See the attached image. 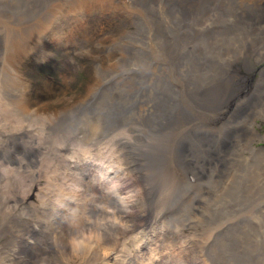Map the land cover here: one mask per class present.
I'll use <instances>...</instances> for the list:
<instances>
[{"label": "bare ground", "instance_id": "1", "mask_svg": "<svg viewBox=\"0 0 264 264\" xmlns=\"http://www.w3.org/2000/svg\"><path fill=\"white\" fill-rule=\"evenodd\" d=\"M116 1L122 5L123 3L127 5L130 2V0ZM134 1L152 6L151 11L156 7L155 0ZM186 1L192 2V0H169L163 9L165 17L170 7L173 10L172 13L185 14L190 9V5ZM98 2L109 7L111 2L114 5L115 0H83L68 5L72 9L81 10L84 6L98 5ZM174 2L179 3L178 8L173 6ZM234 4L235 6L243 4L240 7L241 11L244 5H249L246 7L247 10H263L264 14V0H234ZM64 6H58L57 8H61L59 12L61 14L52 13L53 15L46 23L42 22V30H38L37 26L24 25L16 12L8 13L4 9V3L0 0V217L8 213L11 216H16L22 207L28 206L34 211V217L23 212L20 219L24 225H27L31 220L30 223L35 228V233L30 241L18 237V231L14 227H10L11 230L8 231L0 230V264H107V262L111 264H178V259L184 261L183 264L206 262L205 253L207 252L204 253V250L209 246L210 241L200 239L198 226L212 217L215 223L203 225L216 230L214 226L217 220L211 211L215 210V207L212 208L210 200L213 198L215 187L220 182L221 176L215 177L222 174L225 165L224 159L228 152L232 155L230 151L234 145L238 149H242L239 144L245 139L244 127L253 121L249 112L250 105L247 111L245 110L249 97L246 92H243V86L247 81H251L253 85L262 81L261 75H259L261 71L257 73L256 65L258 63L251 61L249 64H245V59L242 58V62L237 66V78L232 79L221 94L205 97L203 90L205 86L208 89L211 87L210 73L213 70L203 66V63L197 60L198 55L195 52L192 53L187 48H175L166 36L164 37L165 34L160 33V39L157 42L159 52H161L159 54L163 57L162 61L167 58L185 64L183 66L186 68L185 75L196 80L194 86L188 89L184 100H178L179 97L175 90H170L169 86L160 89L158 94L141 90L133 97L135 103L142 110L140 112L142 115L137 117L124 118L119 115V120L115 123L111 121L113 119L110 117V120L98 122L101 125H94L95 123H90V120L74 125L61 116L63 119L60 118V121L54 124L56 122L55 115L51 114L46 119L26 107L30 101L26 99L23 82L13 64L5 59V55L19 58L20 55L24 56L28 53V42L42 41L43 33L50 26L59 19L67 17L68 12L64 11L66 8ZM81 6L83 7L81 8ZM231 7L234 8V5ZM228 15L235 19L236 25L244 20H240L241 18L239 19L232 13H228ZM228 15L224 16L229 18ZM10 17L16 21L12 29L4 25L7 22L6 18ZM120 18L122 19V17ZM174 21L179 25L178 37H187L193 42L204 37L197 43L198 47L213 31L203 34L201 30H197L198 28L188 29L191 27V23L186 18L176 17ZM263 21L264 19H262ZM230 22L232 21L230 20ZM246 22L245 24H247ZM141 23L139 24L141 25ZM142 25L144 26V24ZM140 28L136 33L137 36L144 32ZM245 29L247 30L246 27ZM126 30V28L122 29L115 34L120 40L118 39V42L113 46L106 47V44L105 46L102 44L103 49L106 48L104 52L107 54L105 55L111 56L110 59L117 61L120 58L124 59L125 55L132 54V50L124 42V39L128 40L129 36H125L127 35ZM241 30L243 31V29ZM216 31L212 33V41H219V38L227 36L224 34L223 37L224 31ZM137 36L135 35V37ZM238 37L240 39V36ZM242 38L244 37L242 36ZM230 40L234 41L232 38ZM212 45L210 48L214 50L219 48L217 44L212 43ZM228 51V46L222 43L220 55L225 56L224 54ZM245 51H243L244 55H250ZM115 61L114 64H116ZM226 65L228 64L226 63ZM233 67L234 65L228 72L222 71L223 74L220 76L230 75ZM97 68L99 71L95 72L96 75L103 78L108 77L110 72L101 69L98 65ZM254 73H257L256 79H254L256 77H254ZM242 82L243 84H241ZM132 83L126 82L120 87H112L108 91L106 89L99 100L107 99V106H110L108 110H115L120 114L128 97L127 88ZM9 84L14 86L10 92L3 86ZM144 84L147 86L146 83ZM137 88L140 86L137 85ZM262 90L260 97L258 95L261 101L256 104L262 107L258 118L262 117V114L264 115V88ZM240 95H244V99L238 101ZM12 100L15 102L13 103ZM85 100L84 103L97 101L96 98L91 97V94L87 95ZM80 101L81 99L78 103ZM100 101H98V105L101 104ZM82 103L77 107L66 108L71 109L66 115L81 110ZM100 118L102 120V117ZM137 118L144 119L153 126V128L147 129V134L151 136L148 144L135 145L139 129L134 128V131L133 126L128 122L132 123ZM223 118L224 123L229 124L227 126L229 128L223 129V127L221 130L219 128L223 123L221 121ZM202 124L215 125L214 130L209 126V128L207 126L203 128ZM146 125L148 124L146 123ZM199 127H202L203 130L201 131ZM250 135L252 141L264 139V134H258L253 129H251ZM143 136L147 138L146 134ZM18 139L22 154L10 157L9 147L17 148ZM10 140L12 146L9 144ZM43 162L46 168L41 174L40 165ZM185 162L191 165V169L197 175L205 177L203 184L205 188L200 189L201 191L195 189L197 192L194 191L193 195L188 196V199L184 201V205H182L184 209L181 214H184L185 218L179 220L175 216L176 220H169V218L167 222H164L166 224L163 222L154 224V220H159L165 214L164 208H159L160 205L151 211L156 199L155 194H157L158 200L162 198L161 203L168 197L171 201L179 198L178 194H183L181 191H183L184 179L181 177L183 175H181L183 169L181 165ZM27 177L32 178L31 183H26ZM43 178L45 184L39 189ZM245 186L246 184L237 183L227 197H230L234 192H242L240 190ZM33 189L37 191L34 195V202L31 201ZM109 197L115 198L117 204L114 206H108L106 203L99 205ZM181 200L179 198L176 203L178 204ZM95 202H98V205ZM91 204L92 206H89ZM119 206L126 207L124 214H118L122 210ZM172 206L171 204V209L174 207ZM92 208L110 213L106 215L97 213L92 216L90 214ZM223 228L222 224L218 225V229ZM102 232L111 235L107 245L104 244L105 239L102 237ZM4 234L12 235V238H4Z\"/></svg>", "mask_w": 264, "mask_h": 264}, {"label": "rangeland", "instance_id": "2", "mask_svg": "<svg viewBox=\"0 0 264 264\" xmlns=\"http://www.w3.org/2000/svg\"><path fill=\"white\" fill-rule=\"evenodd\" d=\"M1 1L4 3V9H6L8 13H12L13 11L16 12L24 25H32L31 27L37 26L38 30H42L43 23H46L48 19L51 18L53 15L52 13L61 14L59 13L61 8H57L58 6H64V4H66V6H64L66 7L64 11L68 12V18L64 17L59 19L56 23L50 26L43 33L42 41L28 42V53L24 54V56L20 55L19 58H12L11 55H5V59L13 64L19 75V78L23 82L22 85L23 90L25 91L26 99L30 101L28 102L29 105H26V107L36 112L38 116L45 117L46 119H48L51 114L55 115L56 122H54V124L58 123L60 118L63 119L61 116L65 117L67 122H71V124L74 125L81 124L86 120H90V123H95L94 125H99L100 123L98 122L104 120L107 121L111 118L113 119L111 121L115 123L118 122L119 115L124 118L137 117L142 115L140 114L142 110L139 105L135 103L133 97L141 90L144 92H153L158 94L160 89L169 86L170 90H175L176 95L179 97L178 100H184L188 89L191 86H194L196 80L185 75L184 71L186 68H183L185 64L172 61L171 59L167 58L164 59L165 61H162L163 57H161L159 54L161 52H159L160 50L157 42L160 39V33H162V35L165 34L164 37L166 36L167 40L171 42L175 48H187V50L191 51L192 53L195 52L198 55L197 60L200 63H203V66H207L209 69L213 70V72L210 73L211 87L209 89L201 80V83L205 86V89L203 90L205 97H210V95L213 94H221L227 84L232 79L237 78L236 70L238 64L242 62V58L245 59V64H249L251 61L258 63V65H256L258 70L257 73L261 71L259 75H261L262 81L260 79L261 82H257L258 84L256 85H253L251 81H247L243 86V92H246L247 96L249 97V102L246 105L245 110L247 111L250 105V116L253 120L252 123L255 122V124L251 123L248 124L247 127L245 126L246 128L244 127L246 133L245 139L239 144L242 146V149H238L236 145H234V148H232V151H230L232 155L228 152L224 159L225 165L223 166L222 174L215 177L217 178L218 176H221L220 182L218 183L217 187H215L213 198L210 200V203L213 205L212 208L215 207V210L211 211H213V217L216 218L218 223H216L214 226L216 230L203 225L215 223L211 217L210 219L205 220L202 225L198 226V232L202 241H206L208 239L211 243H209L210 248L207 246L204 250V253L207 252L205 253L206 255L204 254L207 258V261L201 262L199 264H264V139L261 141L259 139H254L252 141L250 135L251 129H253L258 134H264V115L262 114V117L258 118V113L261 111L262 107L256 105L258 101H261L259 97L263 92L262 89L264 88V83L262 84L264 78V21L262 22V19H264V14L262 13L263 10H258L255 7L256 10L249 11V9L247 10L246 8L249 7V5H244L242 7L243 10L241 11L240 7L243 4L235 6L234 0H192V2L186 1L190 5V9L185 14L180 12L178 15L175 14V12L172 13L173 10L170 7L166 18L165 13H163V9L168 4L169 0H155L154 5L156 7L153 9L154 12L153 10H150L152 6H146L134 0V2L130 0L127 5H125V3L122 5V3L115 0L114 5H112V2L110 3V8L104 3L101 4V2H98V5H88V7L84 6L85 8L81 6V8L83 7L81 9L82 11L78 10V8L72 9L69 7V5L78 1L82 2L83 0ZM117 4H121L120 8L123 9H120L119 5ZM102 5L104 9L102 8ZM232 5H234V8L231 7ZM173 6L178 8L179 3L174 2ZM106 7L108 8L106 9ZM70 9H72L71 12ZM133 9L137 11L132 12L134 11ZM228 13H232L239 19L241 18L240 20H244H242V22H238L236 25L234 21L235 19L228 15ZM225 14L230 17L228 18L227 16H224ZM120 17H122V19ZM176 17L186 18L188 22L191 23V27L188 29L198 28L197 30H201L203 34L208 32L210 33L212 30L213 31L210 34L208 33L209 35L198 47L197 43L200 42V40L204 37L198 39L196 42H193L187 37H178L177 35L179 32V25L174 21ZM6 19L7 22L4 23V25L12 29L16 21H14L11 17ZM133 19L134 22H132ZM230 20L232 22H230ZM244 21H247V24H245ZM140 22H142L141 25L139 24ZM40 23L42 24L40 25ZM232 23L234 25H231ZM142 24H144V26ZM254 25L260 26L256 27ZM125 28L127 29V35L125 36H129L128 40L124 39V42L125 44H128L127 46H129V49L132 50V54L125 55L124 59L120 58L115 61L114 59L109 58L111 56L108 57L105 55L107 54L104 52L106 48L104 47L103 49L102 44H104V46L106 44V47H111L116 44L120 38L115 34L119 33V31ZM139 28L142 31L144 30L145 33L142 32L139 36H137L136 33ZM233 29L236 30L234 31ZM241 29H243V31ZM216 30L224 31L222 34L223 37L225 35L227 36L222 39L219 38V41H212V33L217 32ZM238 33L242 35H239ZM135 35L137 37H135ZM238 36H240V39ZM242 36L244 38H242ZM231 38L234 39V41L230 40ZM108 39L111 40L109 41ZM212 43L217 44L219 48L215 50L210 48L213 46ZM222 43L227 45L229 48V51L224 54L225 56L220 55ZM246 49L248 50L245 51ZM250 49L252 50L249 51ZM243 51L250 53V55H244ZM142 53L143 55H141ZM230 54L234 55L231 56ZM224 60H226V62H224ZM114 61L116 64H114ZM226 63L228 65H226ZM97 65L101 69H106L108 72H110L108 75L109 78H103L95 74L96 71H99ZM107 65L109 66L107 67ZM232 65H234V67L231 74L227 77H221L220 75L223 74L224 70L225 72H228ZM218 72L221 73L219 74ZM257 73H254V77L256 76L254 79L257 78ZM110 74H114V76ZM117 74L118 76L116 77ZM97 81L98 83H96ZM126 82L133 83L127 88L128 97L125 101L124 108L120 114L115 110H108L110 106H107V99H102L101 101L99 99L112 87H120V85H123ZM144 83H146L147 86ZM241 84H243V82ZM137 85H139L140 88H137ZM3 86L9 92L12 88H14V86L11 84ZM163 93L165 94L164 91ZM90 94L91 97L96 98L97 101L84 103V101H86L85 97ZM10 97L13 98L12 95H10ZM31 97L32 99H30ZM80 99L81 101L78 103ZM242 99H244V95L238 96L237 100L239 101ZM12 101L13 103L15 102L14 100ZM98 101L101 102L100 105H98ZM81 103V110H77V112L74 114L66 115L69 114L71 110L66 108L69 106L77 107ZM203 109L204 107L202 108V111ZM100 117H102V120ZM221 121H223V126L221 124L219 129L223 127V129L229 128L227 127L229 124L224 123V118L221 119ZM128 123L133 126V129H139L138 133L140 135L137 134L135 138V145H140V143H142V145H144L143 143L148 144L149 138H151V136L150 134H147V129L153 128V126L150 125V122L137 118L132 123ZM146 123L148 125H146ZM202 125L203 128L209 126L213 130L215 126L211 124ZM202 127H199L201 131L203 130ZM144 134L147 135V138L146 136H143ZM144 138L146 140L148 139L147 142ZM9 142V144L12 146L11 140ZM19 142L20 141L18 139L17 148L12 149L9 147L11 152L9 155L10 157L15 155L21 156L22 149ZM187 166L190 168L188 169ZM181 167L183 168L181 170V175H184L181 176L184 179V183L182 185L183 191H181L183 194L178 195L180 196L179 198L182 199V203L180 201L178 204L176 203V201L179 200L178 197L177 199H172L171 201L168 197V200L166 199L167 202L163 200L164 202L162 201L161 203L162 198L159 199V201L157 194H155L156 199L154 205L151 207V211H153L157 205H160L159 208L163 207L165 214L159 220H154V224H159V222L166 224L164 222H167L169 218V220H176L177 218L182 220V218H185V215L181 214L182 209H184L182 208L184 201L188 199V196L190 197L193 195L194 191L197 192L198 189L202 190L205 188L203 185L205 183V177L199 174L197 175L195 171L191 169L192 167L190 164H188V162L183 163ZM45 168L46 166L43 162L40 165V169L42 171L41 174H43ZM185 178L188 179L186 180ZM31 180L32 178L27 177L26 183H31ZM109 182L112 183V181ZM237 183L246 184V186L240 190L242 192H234L230 197H227ZM44 184L45 181L43 178L42 182L39 184V189H41ZM35 192L37 191L33 189L31 197L32 202L35 201ZM105 203L108 206H114V204H117L115 198L113 197L107 198L104 203L101 202L99 205H105ZM95 204L98 205V202H95ZM171 204L174 206H172L173 209H171ZM89 206H92V204ZM119 207L122 210L121 212H118V214H124L126 207ZM23 212H26L27 215L32 218L34 217V211L31 208L28 206L22 207L17 212V217L11 216L10 213L0 217V230L8 231L11 230L10 227H14V229L18 231V237H22L25 240L30 241L32 240L33 234L35 233V228L32 227L30 223L31 220L28 221L27 225L23 224L20 219ZM97 213L100 215H106L110 212L93 208L90 211L92 216H95ZM168 213L172 215L170 216ZM220 224H222V227H224L223 229H218V225ZM99 227L101 228V226ZM102 234V237L105 239L104 244L107 245L110 242L109 240L111 235L107 232H102ZM3 236L7 239L12 238V235L8 234H4ZM207 248H209L208 251ZM183 262L179 259L177 261L178 264H183ZM107 264L111 263L107 262Z\"/></svg>", "mask_w": 264, "mask_h": 264}]
</instances>
